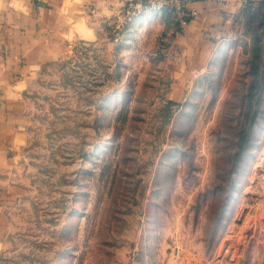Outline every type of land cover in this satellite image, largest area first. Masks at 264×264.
I'll return each instance as SVG.
<instances>
[{
  "label": "rangeland",
  "instance_id": "obj_1",
  "mask_svg": "<svg viewBox=\"0 0 264 264\" xmlns=\"http://www.w3.org/2000/svg\"><path fill=\"white\" fill-rule=\"evenodd\" d=\"M143 14L30 81L0 264H264V0L188 75Z\"/></svg>",
  "mask_w": 264,
  "mask_h": 264
},
{
  "label": "crops",
  "instance_id": "obj_2",
  "mask_svg": "<svg viewBox=\"0 0 264 264\" xmlns=\"http://www.w3.org/2000/svg\"><path fill=\"white\" fill-rule=\"evenodd\" d=\"M138 0H0V237L18 190L12 175L29 121L26 92L42 66L68 58L97 36V25L118 18ZM242 0H197L195 14L182 23L179 46L183 74L194 72L210 52L232 35ZM160 11L141 16L160 15ZM119 19V18H118ZM187 65V66H186Z\"/></svg>",
  "mask_w": 264,
  "mask_h": 264
},
{
  "label": "built area",
  "instance_id": "obj_3",
  "mask_svg": "<svg viewBox=\"0 0 264 264\" xmlns=\"http://www.w3.org/2000/svg\"><path fill=\"white\" fill-rule=\"evenodd\" d=\"M197 0H138L136 2H129L124 7L133 8L136 14H143L145 12L160 11L169 9L178 14L181 23L193 16L196 12L193 7L189 8L187 5L194 3ZM221 3H226L228 0H218ZM246 0H242L245 3Z\"/></svg>",
  "mask_w": 264,
  "mask_h": 264
},
{
  "label": "bare ground",
  "instance_id": "obj_4",
  "mask_svg": "<svg viewBox=\"0 0 264 264\" xmlns=\"http://www.w3.org/2000/svg\"><path fill=\"white\" fill-rule=\"evenodd\" d=\"M262 179L261 180H264V177H261ZM260 179V178H259Z\"/></svg>",
  "mask_w": 264,
  "mask_h": 264
}]
</instances>
